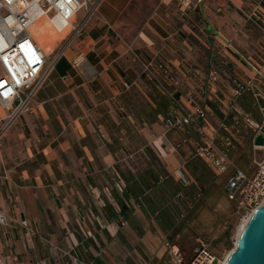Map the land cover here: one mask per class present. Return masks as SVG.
<instances>
[{"label": "crops", "instance_id": "crops-1", "mask_svg": "<svg viewBox=\"0 0 264 264\" xmlns=\"http://www.w3.org/2000/svg\"><path fill=\"white\" fill-rule=\"evenodd\" d=\"M186 2L99 0L54 61L33 111L20 113L0 136V209L33 230L9 218L0 224V264H164L168 248L146 216L147 194L162 183L177 187L181 176L186 183L197 172L206 180L215 173L195 156L192 127L164 129L170 100L142 62H163L168 76L156 72L166 88L185 106H203L210 122L224 120L223 134L235 112L258 108L248 91L232 97L233 80L262 84L251 65L264 62L262 24L246 17L254 6L264 15V0ZM42 21L53 27L51 37L68 27ZM219 57L228 67L209 85ZM5 111L0 106V125ZM236 155L231 149L232 160Z\"/></svg>", "mask_w": 264, "mask_h": 264}, {"label": "built area", "instance_id": "built-area-1", "mask_svg": "<svg viewBox=\"0 0 264 264\" xmlns=\"http://www.w3.org/2000/svg\"><path fill=\"white\" fill-rule=\"evenodd\" d=\"M178 1L181 5L187 4L186 0ZM98 4L99 0H0V106L6 110V115L2 118L0 136L20 113L33 111L36 92L44 83L54 61L62 54L71 38L96 13ZM81 9L84 10L82 19L79 23L72 25V18ZM38 14L46 15L51 20L68 22L71 26L70 32L61 38L58 48L49 60V54L44 51L31 32L32 22ZM246 17L260 26L262 24L264 34V15L256 6L246 13ZM223 48L236 51L230 42H224ZM223 48L217 49L216 55H219ZM127 51L133 60H140L141 54L132 47L128 46ZM142 66L148 78L170 100V105L162 117L164 129L184 130L188 126L192 127L197 137L194 154L197 158H203L215 175L225 174L232 166L223 190L226 197L234 202L241 219L247 218L264 203V143L256 145L253 142L259 131H262L264 135V62L259 66L251 65L255 76L260 78L263 88L256 86L251 80L240 82L234 79L231 91L233 98L240 96L244 91L250 92L262 114L261 121L247 119L248 125L253 127L255 133L252 137V146L255 151L261 152L258 158L254 156L255 169L250 174L233 164L230 151L234 148V140L230 134H223V130L226 129L225 121L210 122L205 108L199 104L183 105L157 75L156 70L164 76L169 74L163 62L152 57L144 60ZM227 67L226 59L219 57L218 60H213L207 77L208 84L213 85L220 81ZM178 173L181 175L180 171ZM181 177L184 180L183 176ZM8 218L33 232L24 218L8 217L0 209V224H6ZM163 245L168 248V257L164 264H223L225 260L204 242L195 246L186 261L183 260L178 246L167 239H164ZM62 252L72 260H77L70 251L62 250ZM4 264H10V260L4 261Z\"/></svg>", "mask_w": 264, "mask_h": 264}, {"label": "rangeland", "instance_id": "rangeland-1", "mask_svg": "<svg viewBox=\"0 0 264 264\" xmlns=\"http://www.w3.org/2000/svg\"><path fill=\"white\" fill-rule=\"evenodd\" d=\"M83 13V9L79 10L78 16L81 17ZM42 22V19L36 20L31 26V32L50 56L49 52L58 45L64 35H68L71 26L51 37L46 33V27L51 25L50 22L46 25ZM50 37L51 42L46 48L42 42H48ZM258 87L263 88L260 83ZM5 115L6 111L3 117ZM249 118L261 121L262 114L257 107L252 111L235 112L233 128L229 132L234 140L233 149L237 154L232 160L233 164L241 167L248 174L255 169L254 156L258 158L261 154L252 146V137L255 133L253 127L247 123ZM2 122L3 119L1 125ZM200 174L197 172L194 179H198ZM209 176V179L203 178L200 182L187 177L186 183H183L179 177L180 183L177 187L162 183L146 196L147 218L155 228L162 231L163 240L165 238L179 247L184 261L189 258L200 242L207 243L219 257L225 258L239 238L238 227L243 218L241 219L234 202L225 196L223 185L227 177L213 174Z\"/></svg>", "mask_w": 264, "mask_h": 264}, {"label": "water", "instance_id": "water-1", "mask_svg": "<svg viewBox=\"0 0 264 264\" xmlns=\"http://www.w3.org/2000/svg\"><path fill=\"white\" fill-rule=\"evenodd\" d=\"M253 142L264 143L262 131ZM238 237L223 264H264V203L248 215Z\"/></svg>", "mask_w": 264, "mask_h": 264}, {"label": "bare ground", "instance_id": "bare-ground-1", "mask_svg": "<svg viewBox=\"0 0 264 264\" xmlns=\"http://www.w3.org/2000/svg\"><path fill=\"white\" fill-rule=\"evenodd\" d=\"M46 15H43V14H38L37 16H35V18H34V20H33V22H32V25L36 22V20H39V19H44V17H45ZM64 22V21H63ZM67 26H69L68 25V22H64ZM31 25V26H32ZM47 32H52L53 33V27L50 25V26H48L47 28ZM60 32H62V30H59L58 32H57V34L58 33H60ZM246 217L245 218H243V220H242V222H241V224H239V227H238V236H239V234H240V231H241V229H242V227H243V225H244V223H245V221H246ZM226 256H227V254H226ZM226 256H225V258H226Z\"/></svg>", "mask_w": 264, "mask_h": 264}, {"label": "trees", "instance_id": "trees-1", "mask_svg": "<svg viewBox=\"0 0 264 264\" xmlns=\"http://www.w3.org/2000/svg\"><path fill=\"white\" fill-rule=\"evenodd\" d=\"M203 177H204V176H203L202 174L199 175V178H198V179H197V178L194 179L195 177L192 176V178L194 179L195 182H196V180H197V182H200V180L203 179Z\"/></svg>", "mask_w": 264, "mask_h": 264}]
</instances>
